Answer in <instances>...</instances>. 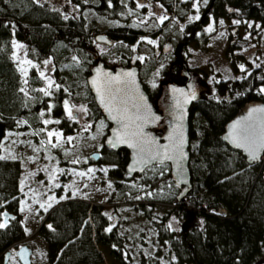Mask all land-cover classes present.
Segmentation results:
<instances>
[{"label":"trees","instance_id":"16d2710c","mask_svg":"<svg viewBox=\"0 0 264 264\" xmlns=\"http://www.w3.org/2000/svg\"><path fill=\"white\" fill-rule=\"evenodd\" d=\"M74 1L82 12L90 8L101 16L123 19L125 6L119 0ZM128 3L133 6L131 0ZM210 11L216 17L253 19L264 26V0H216ZM205 23L206 15H203L199 21L187 24L181 45L199 40L197 32ZM105 33L113 40L132 43L140 38L142 31L124 23L108 28ZM13 36L25 42L30 55L36 59L53 56L62 65L78 56L84 69V74H80L83 81L96 61L83 13L79 19L63 18L59 11L37 0H0V223L5 225L0 228V258L25 237L19 211L24 195L19 186L21 166L18 159L2 156V141L8 131L17 127L19 119L36 127L40 123L39 110L49 103L48 96L41 95L36 87L41 80L34 71L30 74L29 89L24 91L27 80L10 55ZM237 45L236 42L232 47ZM63 69L60 83L73 85L70 80L73 68ZM214 86L216 95H202L190 108L192 189L183 201H177V195L171 198L174 203L171 212L184 218L188 226L176 236L168 228L171 212L157 214L158 220L154 223L159 248L156 253L143 256L140 264H162L159 258L162 256L167 264H255L264 252V156L260 162L249 164L241 152L221 139L226 122L240 106L253 100L264 101V92H261L264 73L261 67L252 68L238 79H218ZM83 88L81 99L89 107V117L102 118L85 83ZM144 88L152 98L153 93L145 84ZM65 96L68 95L63 86L55 91L52 113L60 117L59 126L71 131L72 125L63 116ZM103 149L107 155L98 161L116 165L111 174L122 180L116 182L115 192L126 193L124 180L140 177H127L128 150ZM176 187L179 192L180 188ZM141 206L145 207L144 200ZM197 218L202 219L200 227L196 225ZM111 223L102 204L71 199L56 203L38 232L47 243L51 264H99L104 259L99 245L107 248L119 264H135L125 252V238ZM108 228L112 231H107Z\"/></svg>","mask_w":264,"mask_h":264},{"label":"rangeland","instance_id":"374dc122","mask_svg":"<svg viewBox=\"0 0 264 264\" xmlns=\"http://www.w3.org/2000/svg\"><path fill=\"white\" fill-rule=\"evenodd\" d=\"M129 1L119 0L125 6L121 14L123 19L120 20L101 16L90 8L82 12L81 6L74 0H37L38 3L59 11L63 18L79 19L83 13L94 57L103 60L106 65L112 68L125 65L126 59H130L134 53L138 54L140 79L153 93L151 100L159 111L166 105L169 97L167 85L183 82L174 49L165 52L163 48L170 43L174 46L181 44L186 25L199 21L203 15H206V23L197 32L199 40L182 44L180 51V57L187 62L194 78L201 83L203 96L216 95L214 83L218 79H238L256 67H261L264 73V26L260 22L253 19L241 21L234 16L216 17L210 10L206 11L209 0H166V4L161 0H131L133 6ZM148 1H152L154 6L148 5ZM197 16L199 19H194ZM124 23L142 31L137 41L128 43L114 40L113 44L107 45L95 40L97 33H104L108 28ZM236 42L237 48H233L232 45ZM10 55L27 80L24 91L29 89L30 74L34 71L41 80L36 86L38 90L45 89L51 94L46 95L48 105L39 110L40 123L36 127L25 119H19L17 127L8 131L2 141V156L18 159L21 166L19 186L24 195L20 200L19 211L25 237L9 248L8 260L5 262L4 258H0V264H21L15 251L22 244L31 247L32 264H51L47 257V243L38 229L56 203L71 199H85L102 204L112 222L111 226H115L125 238L127 256L135 264H140L143 256L154 254L159 248L158 230L154 223V220H158L157 214H168L174 207L171 198L177 195L178 189L170 174L169 164L150 166L140 177L124 180L126 193L121 190L115 192L116 182L122 180L111 174L116 165L100 163L91 158V154L95 152L100 154V158L107 155L103 148L108 149L105 138L110 124L104 116L97 120L89 117V107L81 99L83 84L87 85V82L80 77V74H84V69L81 68L79 57L73 56L62 65L53 56L36 59L30 55L27 44L15 36L11 40ZM241 65L244 71L241 70ZM69 66L74 71L70 79L73 85H62L60 75L63 74V68ZM41 73L44 75L41 76ZM49 80L52 82L51 86ZM61 86L68 95L63 99V116L72 125L71 131L59 126L56 121H60V117L52 113L56 103L52 98ZM39 92L45 95L44 92ZM65 101L72 109L73 118H69L67 114ZM81 107L86 108L87 112L77 111ZM45 120L52 122L45 124ZM167 123L162 119L155 129L156 133L162 134ZM86 124L91 125L87 130L84 128ZM50 131L61 135L59 138L56 135L49 138ZM68 137L73 139L69 142ZM54 144L57 146L53 147ZM89 169L92 171L89 172ZM143 200L145 207L141 206ZM169 217L171 222L168 224L172 227L168 225V228L179 236L180 230L188 226L186 220L172 212ZM196 225L202 226V219L197 218ZM98 248L104 257L99 264H119L107 248L101 245ZM159 258L162 264H167L166 258ZM262 261L264 252L255 264Z\"/></svg>","mask_w":264,"mask_h":264},{"label":"water","instance_id":"95a60500","mask_svg":"<svg viewBox=\"0 0 264 264\" xmlns=\"http://www.w3.org/2000/svg\"><path fill=\"white\" fill-rule=\"evenodd\" d=\"M216 0H210L209 6L207 8V12L211 10L213 3ZM95 40L98 43H104L107 45L113 44V39H111L105 32L97 33L95 35ZM171 45L166 44L163 48V51L167 52L170 50ZM181 46H178L176 49L175 60L179 67V71L181 76L183 77V82L178 83H169L167 85V94L170 96V101L167 104L168 110L159 111L155 108L149 94L145 90L143 83L140 79L139 75V67L137 65L138 54L134 53L131 55L129 60V65H120L115 67H110L105 64V62L99 58H96L95 64L90 69V72L86 78L87 86L90 92L93 95L94 101L98 108L100 109L102 115L109 122L110 126L108 128V133L105 138V146L111 148L113 150H119L121 148H125L129 152V159L126 164L125 170L129 175H140L147 168L155 164H169L170 174L174 183L180 188L176 200L183 201L185 196L192 189V178L191 171L189 168V160H190V136H189V116H190V108L193 103L198 101L203 92V87L201 83L194 78L191 68L187 64L185 60H183L179 51ZM127 73H132L133 83L131 84V91L125 94V85L123 83L116 84L112 83V87L118 90L119 94L111 101L114 109L127 108V115L133 116L134 109L132 107L133 104L142 105V110L149 117H156V119H149L147 124L143 127V133L145 137L149 140L155 141L154 147H164L171 143L170 136L173 134V129L177 128L182 131L184 138V146L183 152L185 158L180 163V167L182 168V172L178 171L176 163L172 160H161L157 161H149L147 164H144L141 161V156L138 155L137 149L134 147L128 146L126 143L116 144L115 146L108 143L109 140H113L115 138V134L118 128L123 129V125H118L113 119L112 116L116 115V111H110L106 106L105 101L108 99L105 95L104 100L101 99V92L107 87L108 82L113 77H120L121 81L127 79ZM101 89L98 91L97 89ZM125 99L127 101L126 104L121 103V99ZM177 105H180L177 107ZM256 109L257 111H253ZM264 109V101L262 100H253L245 103L240 106L235 113V115L225 124L224 130L221 135V139L224 143H226L230 148L241 152V154L245 157L246 162L249 164L258 163L262 160L264 156V150L260 151L257 154V159L252 160L249 156L248 152L243 148H239L232 142L231 133L233 125L238 121L242 122V126H254L257 131L259 130V126L261 122H264V111H260ZM123 115V113H121ZM167 115L169 117L168 123L162 134H157L155 129L159 126L163 117ZM183 117L182 120H179L178 117ZM134 127V125H133ZM91 158L94 160H99L100 154L95 152L91 154ZM115 219V217H114ZM19 262L21 264H32L31 256L32 249L27 244H22L18 250L15 252ZM10 252L7 251L5 253V261H7ZM259 264H264L262 261Z\"/></svg>","mask_w":264,"mask_h":264},{"label":"snow or ice","instance_id":"6c2138e0","mask_svg":"<svg viewBox=\"0 0 264 264\" xmlns=\"http://www.w3.org/2000/svg\"><path fill=\"white\" fill-rule=\"evenodd\" d=\"M206 2V0H205ZM142 6V5H141ZM194 19H199V17H194ZM163 20V17H161V21ZM220 23H223L221 21ZM234 23H239L238 21H234ZM251 27V25H249ZM211 31V29H209ZM149 43H152V41H148ZM241 70L244 71L243 66L241 65ZM44 73H41V76H43ZM127 79L124 81H121L120 77H113L109 80L107 87L104 89V91L101 92V99L104 100L105 95L107 96V100L105 101L106 106L109 108L110 111H116V115L112 116V119L118 124L123 125V129L118 128L115 134V138L113 140H109L108 143L115 146L116 144L120 143H126L130 147H134L137 149L138 155L141 156V161L144 164H147L149 161H157L160 162L161 160H172L174 163H176L178 171L182 172V168L180 167L181 161L185 158L184 152H183V146H184V138L183 133L181 130L174 128L173 134L170 136L171 143L169 145H166L164 147H154L155 141L149 140L145 137L143 133V127L149 119H156V117H149L143 110L142 105L139 104H133L132 107L134 109V115L128 116L127 115V108H121V109H114L113 105L111 104V101L115 99V97L119 94L118 90L114 89L112 87V83L115 82L116 84L123 83L125 85V94L127 92L131 91V84L133 83V80L131 79L133 77L132 73L125 74ZM52 82L49 80V86H51ZM59 86L57 85V88ZM98 91H101V89H97ZM23 91V89H21ZM39 91L44 92L45 95H50L51 93L46 91L45 89H40ZM261 92H264V88L261 89ZM122 104H126L127 101L125 99H121ZM64 106L67 110V114L69 118H73V112L72 109L68 106L67 101L64 102ZM180 105H177L179 107ZM77 111L87 112L86 108L81 107ZM253 111H257L256 109H253ZM260 111H264V109H261ZM123 113V115H121ZM179 120H182V115L178 117ZM52 121L45 120V124H49ZM56 123H59V121H56ZM134 125V127H133ZM91 125H84L85 130L90 128ZM53 135H56L58 138L61 134L54 133V132H48L49 138H51ZM95 138V137H93ZM73 138L68 137L67 140L70 142ZM231 139L234 144H236L237 147L245 149V151L248 152L249 156L252 160L257 159V154L264 150V122H261L259 126V130L254 126H242V122H237L233 125L232 133H231ZM53 147H56L57 145H52ZM89 172L92 171V169L88 170ZM81 175H85L84 173H81ZM86 186V185H85ZM111 187V185H109ZM75 195V193H74ZM139 199V197H137ZM43 207V205H41ZM5 227L4 224L0 223V228ZM49 228H51V225H48ZM171 228L172 225H169ZM107 231L111 232L112 229L108 228Z\"/></svg>","mask_w":264,"mask_h":264},{"label":"flooded vegetation","instance_id":"af4514ba","mask_svg":"<svg viewBox=\"0 0 264 264\" xmlns=\"http://www.w3.org/2000/svg\"><path fill=\"white\" fill-rule=\"evenodd\" d=\"M148 5H153V2H152V1H148ZM153 6H154V5H153ZM155 9L157 10V7H155ZM113 42H114V40H113ZM170 45H171V48H170V49H172V50L174 49V50H173V53H174V56H175V55H176V49H177L178 46H181V44H179V45H177V46H174L173 44L170 43ZM157 50H159V49L157 48ZM180 51H181V49H180ZM180 51H179V55H180ZM138 59H139V55H138ZM138 59H137V60H138ZM125 65H129V62L126 63ZM143 86H144V84H143ZM169 101H170V96L168 97V100L166 101V105L162 107V110H165V111L168 110V108H167V104L169 103ZM162 110H161V111H162ZM163 119L165 120V122H168L169 117H168L167 115H165V116L163 117ZM20 246H21V245H20ZM20 246H19V247H20ZM17 250H18V249H17ZM7 251H9V249H8ZM7 251H6V252H7ZM6 252H5V253H6ZM9 252H10V251H9ZM15 252H16V251H15ZM8 257H9V256H8ZM3 258H4V260H5V254H4ZM7 260H8V259H7ZM5 262H6V261H5Z\"/></svg>","mask_w":264,"mask_h":264},{"label":"built area","instance_id":"2783aa9c","mask_svg":"<svg viewBox=\"0 0 264 264\" xmlns=\"http://www.w3.org/2000/svg\"><path fill=\"white\" fill-rule=\"evenodd\" d=\"M220 213H224V210H220Z\"/></svg>","mask_w":264,"mask_h":264}]
</instances>
